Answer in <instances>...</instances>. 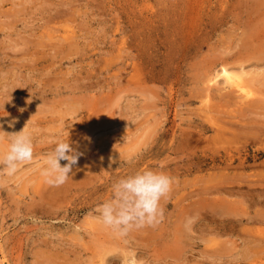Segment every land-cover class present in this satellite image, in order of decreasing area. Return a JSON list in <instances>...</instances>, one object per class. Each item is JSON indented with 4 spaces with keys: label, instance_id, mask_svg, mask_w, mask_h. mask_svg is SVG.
<instances>
[{
    "label": "rangeland",
    "instance_id": "obj_1",
    "mask_svg": "<svg viewBox=\"0 0 264 264\" xmlns=\"http://www.w3.org/2000/svg\"><path fill=\"white\" fill-rule=\"evenodd\" d=\"M222 61L259 100L214 84L216 127L202 100ZM25 125L32 159L0 167L6 264H264V0H0V153ZM58 139L82 154L53 186ZM245 147L263 155L226 162ZM139 168L173 183L158 224L120 235L95 208Z\"/></svg>",
    "mask_w": 264,
    "mask_h": 264
},
{
    "label": "clouds",
    "instance_id": "obj_2",
    "mask_svg": "<svg viewBox=\"0 0 264 264\" xmlns=\"http://www.w3.org/2000/svg\"><path fill=\"white\" fill-rule=\"evenodd\" d=\"M13 123L9 121L10 126ZM7 133L9 142L7 150L0 153V167L11 174L18 163L32 159L33 140L26 125L20 131ZM81 154L73 148L69 139H58L41 171L45 181L53 186L66 182ZM62 159L67 161L63 165L60 163ZM173 179L159 169L139 168L116 179L111 185V196L98 204L95 211L104 225L120 235L132 228L155 226L163 218L161 197L170 191Z\"/></svg>",
    "mask_w": 264,
    "mask_h": 264
},
{
    "label": "bare ground",
    "instance_id": "obj_3",
    "mask_svg": "<svg viewBox=\"0 0 264 264\" xmlns=\"http://www.w3.org/2000/svg\"><path fill=\"white\" fill-rule=\"evenodd\" d=\"M225 56H227V55H225ZM225 56H223V58ZM232 65H231V62L230 63L223 62V64L221 66H219V69H217V70L215 69L216 71H215L214 74H212V76H211V74H210V76H208L207 79H208L209 85L206 84L208 87L205 86L208 89L204 88V91L207 90L205 92V94H204L205 96H204V98L202 100L203 103H205V105H206V109L204 110V112L206 113L205 114V118L208 119L213 125H216V127L219 126L218 125L219 123L217 122L216 117H214V114H212L211 112L214 111L215 109H217L216 108L217 105H215V104L212 105L211 104V100L213 98V96H212L213 94H212L211 91H208L209 89L212 88V86L214 84L223 83V86L221 87V89L228 88L227 92H222L223 93V97L228 96V98H231V97L233 99L236 98V99H238L237 101H240L241 105H243L244 102L245 103H250V104L251 103L252 104H257L256 102H258V100H259V98H257L258 99L257 100L254 97L256 95V91H254L251 88L252 85H250V83H252V81L249 83V80L246 79L248 77V76L246 77V75L247 74L249 75V73H247V70L245 68H243V67L235 68V65L234 66H232ZM243 66L245 67V65H243ZM220 78L222 79V81L220 80ZM204 91H202V92H204ZM253 97H254L255 100L253 99ZM234 101H235V99H234ZM204 127H206V126H204ZM262 155H263V150H259V148L254 149L253 153L251 154L248 151L247 147H245V149L243 148L242 152H239L237 157H235V155L233 153H226L225 156H226L227 159L225 158V160H226V162L229 165H232L233 164L232 162H235V160H236L239 163V165H240V166H237V167H246L248 165L247 162L250 159H256V158H258V157H260ZM211 160L215 161L216 160V156H212ZM227 167L230 168L231 166H227ZM228 180H229V178H228ZM229 191H233V188H230ZM238 192H240V190ZM251 194L252 195H260V196H262V195H264V189L258 190V189H254L253 188V190L251 191ZM78 232L79 231H77V233H76L77 237L80 236V235L78 236V234H79ZM80 238H81V236H80ZM3 258L4 257H2V254L0 252V264H6L5 260Z\"/></svg>",
    "mask_w": 264,
    "mask_h": 264
}]
</instances>
